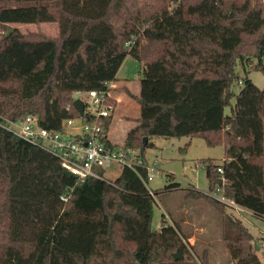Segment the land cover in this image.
<instances>
[{
	"label": "trees",
	"instance_id": "16d2710c",
	"mask_svg": "<svg viewBox=\"0 0 264 264\" xmlns=\"http://www.w3.org/2000/svg\"><path fill=\"white\" fill-rule=\"evenodd\" d=\"M178 2L0 0V24L56 22L59 28L55 37L15 29L0 38V119L35 114L46 128L62 129L80 115L75 93L117 80L135 41L162 21L159 55L141 59L139 94L122 87L138 101L137 125L114 146L145 154L155 136L223 145L222 163L202 160L209 192L194 188L188 196L217 206L229 224L225 239L235 264H264L255 236L213 196L264 218V86L237 71L255 60V70L264 72V1L235 2L229 22L182 12ZM248 37L254 38L247 45ZM112 119L106 118L108 132ZM155 202L129 168L112 182L82 181L50 151L0 127V264H198L179 226L152 229ZM178 251L183 257L176 260Z\"/></svg>",
	"mask_w": 264,
	"mask_h": 264
},
{
	"label": "rangeland",
	"instance_id": "374dc122",
	"mask_svg": "<svg viewBox=\"0 0 264 264\" xmlns=\"http://www.w3.org/2000/svg\"><path fill=\"white\" fill-rule=\"evenodd\" d=\"M244 1L179 0L178 4L182 12L194 15L203 13L209 15L214 21L229 22L232 19L229 18L228 13L233 4L235 2L241 4ZM256 3L254 2V5ZM174 5L172 4V6ZM161 22L157 20L146 28L144 37L135 41L133 51L126 57L118 71V78L131 82L124 86L132 91L137 90L136 83H139V79L142 77L141 59L156 57L160 53ZM10 28L18 29L25 34L42 32L54 37L59 34L56 22L2 23L0 24V38L8 34ZM253 38L248 37L246 44H250ZM254 63L255 60L246 66V70L240 64L237 71L240 77H246L247 74L256 85L263 87L264 72L252 69ZM241 85L242 82L236 81L234 90L239 92ZM119 93L122 100L119 104L118 102L115 103L113 120L116 121V125L111 136L123 140L127 131L137 124L140 107L138 101L128 95L126 91L123 90ZM74 99H84L91 102L85 94L81 93L75 94ZM232 103H235V99L232 100ZM91 106L93 105L91 104ZM230 111L231 108L228 106L226 113L229 114ZM80 124L78 122V125ZM151 142L153 145L146 149L145 154L141 152L149 162L157 161L159 168L155 172L154 178L149 182V188L155 192L158 191L153 207L152 229L161 230L164 223L179 226L185 235L184 240L192 259L198 264H202V262H207V264H235L225 239L224 229L229 230V224H226L217 206L209 200L188 196L190 190L194 188L206 193L209 192L207 172L205 166L202 165V160L213 158L218 163H222L225 157L224 146L221 144L210 145L203 137L190 136L173 138L155 136ZM115 170L116 172H111L110 168H106L100 172L108 180L114 181L121 172L120 168H115ZM171 183H179L180 186L178 189L166 190L165 187ZM227 201V213L249 228L256 238L254 243L258 244L259 247V249L256 248L257 253L264 262V218L254 215L249 210L236 207L232 200L227 199ZM232 230L234 232L238 231L235 228H232ZM153 264L165 263L155 259ZM172 264L181 263L175 262Z\"/></svg>",
	"mask_w": 264,
	"mask_h": 264
},
{
	"label": "built area",
	"instance_id": "2783aa9c",
	"mask_svg": "<svg viewBox=\"0 0 264 264\" xmlns=\"http://www.w3.org/2000/svg\"><path fill=\"white\" fill-rule=\"evenodd\" d=\"M251 68L255 69V66ZM114 86V81H107L104 88L76 92L75 94H85L91 102L80 99L85 105L83 115L66 119L62 129L46 128L35 114L16 118L2 117L0 127L50 151L60 159L62 166L82 181L93 177L112 182L100 171L110 168L111 172H116L115 168H120L121 171L129 168L141 178L151 195L156 197L155 191L149 188V182L159 169L157 161L149 162L139 149L114 146L109 137L106 118L115 109L112 94ZM78 122L81 124L78 125ZM218 171L223 173V168L219 167ZM213 196L228 202L218 194ZM62 199L67 200L68 196L63 195Z\"/></svg>",
	"mask_w": 264,
	"mask_h": 264
},
{
	"label": "crops",
	"instance_id": "0c3cea01",
	"mask_svg": "<svg viewBox=\"0 0 264 264\" xmlns=\"http://www.w3.org/2000/svg\"><path fill=\"white\" fill-rule=\"evenodd\" d=\"M158 56V55H157ZM156 56V57H157ZM150 58H155V57H150ZM131 82L129 81V80H121L120 78H118V74H117V80H115L114 81V84H115V86L112 88V94H113V100H114V102H118V104L120 103V100H122V98H121V95H120V93L119 92H121V91H125V89L124 88H122V87H124V85H126V84H130ZM119 88V89H118ZM136 88H137V90L136 91H132L134 94H139V91H140V85H139V83H136ZM118 104H117V106H118ZM112 115H114V111L112 112ZM113 118H114V116H113ZM139 118V117H138ZM113 122H115V123H113ZM115 125H116V121H114L113 119H112V123H111V125H110V128H109V137L111 138V140L113 141V142H115V143H119V144H122L123 142H124V140H125V138H126V136H127V133L129 132V130L127 131V133H126V135H125V137L123 138V140H120V139H115V138H113L112 136H111V134H112V130H113V128L115 127ZM137 125V124H136ZM135 125V126H136ZM134 126V127H135ZM134 127H132V128H134ZM131 128V129H132ZM235 206L236 207H238V208H241V209H243V210H248V209H246V208H244V207H240L239 205H237V204H235ZM250 211V210H249ZM251 213H252V211H250ZM193 238V237H192ZM192 238H190V239H192Z\"/></svg>",
	"mask_w": 264,
	"mask_h": 264
},
{
	"label": "water",
	"instance_id": "95a60500",
	"mask_svg": "<svg viewBox=\"0 0 264 264\" xmlns=\"http://www.w3.org/2000/svg\"><path fill=\"white\" fill-rule=\"evenodd\" d=\"M254 2L256 3V0H254ZM14 30H15L14 28H10L9 31H8L7 36H9ZM73 104H74L75 108L79 111L80 115H83L84 108H85L84 102L82 100H80V99H75ZM147 141H148V137H145L144 138V145L147 144ZM256 245H257L256 246L257 249H259L258 244H256ZM174 258L176 260H179L181 258V254H180L179 251L176 254H174Z\"/></svg>",
	"mask_w": 264,
	"mask_h": 264
}]
</instances>
